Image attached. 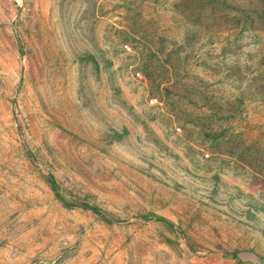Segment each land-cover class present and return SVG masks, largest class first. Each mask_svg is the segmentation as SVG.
<instances>
[{"label": "rangeland", "instance_id": "rangeland-1", "mask_svg": "<svg viewBox=\"0 0 264 264\" xmlns=\"http://www.w3.org/2000/svg\"><path fill=\"white\" fill-rule=\"evenodd\" d=\"M171 1L0 0V264L264 262V32Z\"/></svg>", "mask_w": 264, "mask_h": 264}, {"label": "trees", "instance_id": "trees-1", "mask_svg": "<svg viewBox=\"0 0 264 264\" xmlns=\"http://www.w3.org/2000/svg\"><path fill=\"white\" fill-rule=\"evenodd\" d=\"M170 10L179 17H189L186 22L192 37L200 30L212 34L228 31L226 35L236 30L237 35L252 30L264 32V0H172ZM50 186L54 195L59 196L54 183L50 182Z\"/></svg>", "mask_w": 264, "mask_h": 264}, {"label": "crops", "instance_id": "crops-1", "mask_svg": "<svg viewBox=\"0 0 264 264\" xmlns=\"http://www.w3.org/2000/svg\"><path fill=\"white\" fill-rule=\"evenodd\" d=\"M204 264H264V262L255 254L237 252L227 256L210 254L204 258Z\"/></svg>", "mask_w": 264, "mask_h": 264}]
</instances>
